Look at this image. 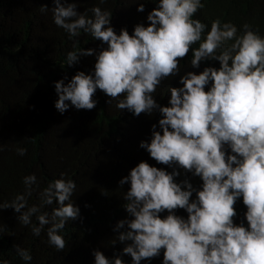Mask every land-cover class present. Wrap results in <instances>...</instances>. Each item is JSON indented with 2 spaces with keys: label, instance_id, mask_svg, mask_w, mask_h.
I'll use <instances>...</instances> for the list:
<instances>
[{
  "label": "clouds",
  "instance_id": "1",
  "mask_svg": "<svg viewBox=\"0 0 264 264\" xmlns=\"http://www.w3.org/2000/svg\"><path fill=\"white\" fill-rule=\"evenodd\" d=\"M148 3L151 0H136L137 12H145ZM54 4L53 23L70 40L77 38L66 66H75L81 57H95L93 71H78L67 84V77L54 83L56 110H93L99 89L121 112L137 118L158 112L162 118L151 126L150 142L141 141L139 147L157 164L173 169L141 161L119 181L120 188L130 185L123 198L129 218L117 222L113 246L125 247L112 259L94 251V264H124L123 256L141 264L162 252V264H264V37L259 29L248 23L238 29L217 18L207 30V24L193 19L205 7L202 0H157L146 17L147 26L138 23L131 34L126 27L117 34L108 10L94 6L80 13L75 2ZM81 32L107 47L98 53L77 49ZM189 53L193 69L214 61L220 67L180 76V63ZM177 76L182 87H170L169 106H161L154 99L157 88ZM27 151L16 148L19 156ZM178 169L199 177L200 188L188 179L177 183ZM65 175L38 193L39 205H28L39 187L35 174L23 178V194L0 204V211L13 209L22 225H32L33 236L39 237L48 226V243L58 251L66 247L61 232L67 222L80 218V208L72 202L77 184ZM241 198L246 212L237 224L235 206ZM54 202L58 206L50 214L41 211ZM178 210L187 218L177 215ZM14 247L30 264V252ZM0 264L11 262L0 256Z\"/></svg>",
  "mask_w": 264,
  "mask_h": 264
},
{
  "label": "trees",
  "instance_id": "2",
  "mask_svg": "<svg viewBox=\"0 0 264 264\" xmlns=\"http://www.w3.org/2000/svg\"><path fill=\"white\" fill-rule=\"evenodd\" d=\"M61 2L77 3L80 13L94 6L108 10L113 14L111 24L116 33L126 27L131 34L134 25L145 23L147 26L146 17L157 0L145 4L143 13L137 12L136 0H106L104 4L99 0ZM202 2L205 7L193 19L207 24V30L219 18L222 22H232L238 29L248 23L264 37V0ZM44 5L49 8L46 12L40 10ZM54 7V0H0V204L11 203L17 194H23V178L35 174L39 187L28 198V205H39L38 193L65 173L64 179H72L77 184L72 202L80 208V218L67 222L61 232L66 247L58 251L48 243V226L36 237L32 234V225L24 226L18 221L19 213L13 209L0 211V227L4 229L0 232V256L11 264H26L16 254L14 245L30 252V264H94L93 252L97 250L112 259L114 253H121L125 247L120 243L113 246L119 234L113 229L118 221L129 218L123 208V198L130 185L120 188L119 181L141 161L168 172L173 170L157 164L139 147L141 141L150 142L151 126L158 125L162 118L158 112L151 117L141 114L138 118L126 110L121 112L117 102L108 104L110 98L99 89L94 97L98 103L93 110L70 108L63 114L56 110L54 104L58 97L54 83L67 77V84L76 72L93 71L95 57H81L75 66H66L67 53L74 50L77 38L70 40L53 23L51 9ZM87 14L92 16L90 11ZM78 39L77 49L91 48L98 53L107 47L83 32ZM197 47L198 44L193 45ZM191 59L189 53L181 61L180 76L189 71L199 74L208 66L220 67L214 61L193 69ZM180 76L169 77L157 88L154 99L161 106H169L170 87H182ZM17 147H26L27 155H17ZM178 170L181 175L177 183L188 179L195 188H200L199 177ZM57 206L54 202L41 211L50 214ZM235 207L238 213L235 223L239 224L246 212L242 198ZM177 215L187 218L184 210H178ZM32 222L38 223L35 216ZM123 260L124 264H132L130 256H123ZM162 260L163 252L160 257L141 264H162Z\"/></svg>",
  "mask_w": 264,
  "mask_h": 264
}]
</instances>
